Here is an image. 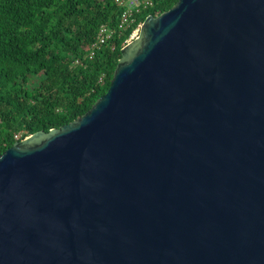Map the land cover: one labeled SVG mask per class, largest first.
I'll list each match as a JSON object with an SVG mask.
<instances>
[{
	"label": "water",
	"instance_id": "95a60500",
	"mask_svg": "<svg viewBox=\"0 0 264 264\" xmlns=\"http://www.w3.org/2000/svg\"><path fill=\"white\" fill-rule=\"evenodd\" d=\"M121 53L0 155V264H264V0H179Z\"/></svg>",
	"mask_w": 264,
	"mask_h": 264
},
{
	"label": "trees",
	"instance_id": "16d2710c",
	"mask_svg": "<svg viewBox=\"0 0 264 264\" xmlns=\"http://www.w3.org/2000/svg\"><path fill=\"white\" fill-rule=\"evenodd\" d=\"M178 1L154 0L90 59L99 27H117L122 8L114 0H0V155L88 112L107 92L133 30Z\"/></svg>",
	"mask_w": 264,
	"mask_h": 264
},
{
	"label": "built area",
	"instance_id": "2783aa9c",
	"mask_svg": "<svg viewBox=\"0 0 264 264\" xmlns=\"http://www.w3.org/2000/svg\"><path fill=\"white\" fill-rule=\"evenodd\" d=\"M114 2L122 8L117 27H111L109 24H102L99 27L96 40L91 44L90 47V59L96 56L97 52L100 51L104 45L110 41L117 29L126 30L131 27L136 21V13L142 8L152 6L154 0H114ZM141 24L142 23L138 24V26L133 30L130 37L126 40L125 45L137 36ZM16 137L19 138L20 136Z\"/></svg>",
	"mask_w": 264,
	"mask_h": 264
},
{
	"label": "rangeland",
	"instance_id": "374dc122",
	"mask_svg": "<svg viewBox=\"0 0 264 264\" xmlns=\"http://www.w3.org/2000/svg\"><path fill=\"white\" fill-rule=\"evenodd\" d=\"M18 136H20V134H18Z\"/></svg>",
	"mask_w": 264,
	"mask_h": 264
}]
</instances>
